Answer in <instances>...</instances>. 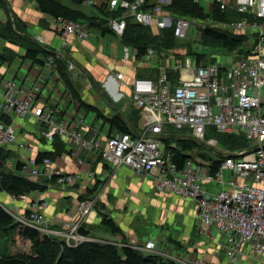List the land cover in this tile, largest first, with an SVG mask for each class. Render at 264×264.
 I'll return each mask as SVG.
<instances>
[{
	"label": "built area",
	"instance_id": "1",
	"mask_svg": "<svg viewBox=\"0 0 264 264\" xmlns=\"http://www.w3.org/2000/svg\"><path fill=\"white\" fill-rule=\"evenodd\" d=\"M129 2L112 0L110 3L112 11L123 10L121 16L111 18L120 22L115 25L119 34L124 33L126 19L131 14L138 23L151 24L155 21L158 27L164 26V18H168L169 25L171 20L175 21L170 12L164 11L159 4L141 9L144 0H139L137 4ZM238 4L237 12L244 16L225 26L234 29V34L247 38L245 56L239 54L240 48L235 49L232 53L238 59L229 64L211 62L193 71H183L185 74L180 75L176 84L166 74L161 75L157 84L150 79L134 78L131 85L134 99L138 107H145V112H142L145 121L140 132L109 134V124L95 119V116L94 120L91 116L77 115L75 120L61 117L58 124L53 123L54 115L48 106L45 103L35 105L45 101L38 99L40 86L21 88L11 77L0 78L1 108L17 116H25L29 110H35L34 116L51 126L47 136L51 138L57 134L69 143H78L79 147L96 148L111 169L124 163L135 173H155L156 189L195 201L199 229L206 233L215 229L230 260L236 261L239 250L248 247L252 255H259V264H264V0H238ZM249 17L255 18L251 20ZM54 21L63 34L80 33L83 37L85 30H81L83 25L80 23L62 18ZM174 25V36L179 40L185 38V22L178 21ZM54 62L51 58V67ZM184 62L189 63L190 59L185 58ZM169 126L177 130L185 129L184 139L199 144L206 142L215 151L218 149L214 147L219 142L215 137H207L210 128L219 133L242 134L247 146L240 151L218 150L214 162L219 164L215 170L214 162H205L202 157V161H198L189 156L183 167L178 169L171 160L169 150L162 152L160 147ZM14 139V128L0 115V147L5 141ZM43 160L44 163L30 159L23 165L22 171L37 177L43 171L51 170L45 165L49 160ZM55 173L59 174L58 171ZM80 177L78 173L76 179ZM59 179L61 183H66L64 178ZM73 179V176L66 177L67 181ZM88 202L90 200L77 205V220L62 224L64 240L68 245L71 242L76 245L77 239H85L79 234V229L82 217L90 212ZM45 205L42 200H34L18 222L53 236L41 211ZM70 234L76 237L75 242ZM141 250L149 254L157 253L156 242L148 239ZM191 264L204 263L197 258Z\"/></svg>",
	"mask_w": 264,
	"mask_h": 264
},
{
	"label": "rangeland",
	"instance_id": "2",
	"mask_svg": "<svg viewBox=\"0 0 264 264\" xmlns=\"http://www.w3.org/2000/svg\"><path fill=\"white\" fill-rule=\"evenodd\" d=\"M16 0H0V7L4 8L6 11L7 15V20L5 21L6 24L10 25V29L4 30L3 25L0 26V30L7 31L6 34L3 35L2 38L8 37V39L11 42H22L25 39V36L21 35V33L26 32L27 26L23 23L24 21H21L20 19H17L15 15V9L11 7V3H14ZM56 4H58L62 9H66L70 14H77L78 15V20L76 22L80 23L83 25L81 30H85L83 37H80V33H66L63 34V32L59 29H57L56 24H55V19L51 17V21L55 24V28L57 29L55 31L57 38L61 40V46L63 48H68L71 45V42L68 40L69 37H72L76 42H82L89 38L91 35L92 30L89 29L90 27L87 25V20L86 18H95L97 19L96 21L102 26V27H107L109 31L116 37V39L120 40L123 42V34L117 33L115 30H118L116 28V24H120V22H116L111 20L109 15L105 14V17L102 19L97 18L100 17V15H96L94 9V2L90 0V2H87V0L82 3H76V0H53ZM112 0H107L105 5H104V10L106 9L108 11H112L111 9V3ZM131 1L130 4L134 3L137 4L139 0H127ZM196 4V8L200 9L203 13L208 14L207 12H204V8L198 3V1L193 0ZM215 2L218 4V9L220 12L226 11L229 6L224 0H215ZM33 5L35 6L36 10L38 9L36 3L32 0ZM133 4V5H134ZM159 4L161 5V8L165 11L166 6L161 4V3H150L148 0H144V3L141 6V9H149L154 7V5ZM169 4V3H167ZM224 4V7H221V5ZM238 0H235L232 8L237 12V6H238ZM16 6V5H15ZM135 6V5H134ZM96 10V9H95ZM3 10L0 8V16L2 15ZM195 12V11H193ZM14 13V15H13ZM238 13V12H237ZM172 17L174 18L175 21L171 20V24L169 25V20L168 18H164L165 20L164 26L163 27H158L155 21H153L151 24H144V23H138L135 19V16L133 14L129 15L126 19V27L124 30L126 31L127 26L129 23L136 24L140 26L143 30L145 28L150 29V28H155L159 32H162L163 30H167L168 28H172L174 30L176 22L178 21H183L185 22V30H187V36L182 39H176V47L174 48H164L162 45H160V42H154L155 44H152V47H148L147 52L145 55L136 58L137 50L128 45L124 44L123 42V47H122V55L123 59L125 60H130L132 58V61L135 62L134 65L137 67V64H140V67L136 68V75H139L137 78H145V79H150L154 81L155 84L158 83L160 77L162 74H166L169 78L171 79V82L176 84L179 80L180 75H184L187 70H195L199 66L206 65L211 62H222L229 64L231 61L238 59L239 57H234V54L232 51L228 50H223L219 43L214 41L213 39L206 37L203 35L204 31L206 28H211L215 30H220L223 32L228 33L229 35L234 34L232 30L229 27H226L225 24L230 23L232 21H226V22H221L218 20H214L211 17H206L205 19H200L198 17H195L194 13H189V14H184L183 12L179 11L176 12L175 14L173 12H170ZM240 14V13H239ZM242 14V13H241ZM13 15V17H12ZM45 15V14H44ZM86 17V18H84ZM171 17V16H168ZM176 18V19H175ZM54 19V20H53ZM178 20V21H176ZM86 21V22H84ZM86 23V24H85ZM20 29V30H19ZM124 31V32H125ZM68 32V31H67ZM102 32V31H101ZM149 33L152 34V30H149ZM156 33V32H155ZM151 36V35H150ZM158 36H160L158 34ZM1 37V35H0ZM174 38H176L174 36ZM7 39V38H6ZM38 46L37 48V55L41 54L43 55L45 62H47L50 66L52 63H50V59L53 58L54 61H60L62 64L65 65L66 70H64L63 73H60L61 75L66 74L64 78H68L69 83L68 85L73 86L74 89L77 91V89L80 88H88L90 86H95L97 89V92L102 96L101 98L109 105L111 106L114 114L110 116V119L113 116H118L121 118L122 122L127 126L128 131L127 132H122L119 131L117 128H114L111 132V127H110V120L108 119H103L100 116L98 118L107 124H109L108 128V133L109 134H117V133H130V134H135V132H140L144 126V118L142 117V112H145V107L142 109L137 106L136 100L134 99L133 95V89L131 88V85L133 83V80L131 83L126 84V82H122V73L115 68L112 67V65L109 64V69H110V74L113 76L115 80H118L120 82V89L119 91L122 93L121 97L115 98L114 96L108 95L110 92L108 89H104V87L101 86V84L96 83L93 81L92 75L78 62H76L73 58L67 54V52L61 50V48H53L49 43L45 42L44 38L41 36H36L33 38ZM246 44V41H245ZM160 45V46H159ZM176 48H178L176 50ZM174 49V50H173ZM238 49V48H236ZM246 47L245 45L242 46L238 52L241 56H245V51ZM9 51V50H8ZM176 53V54H175ZM183 53V54H181ZM129 54V55H128ZM134 54V57H133ZM233 54V55H232ZM96 55V53H94ZM181 55V58H175ZM147 57V59H145ZM157 58L161 61L162 59L170 60L169 63H164V64H157ZM170 58V59H169ZM185 58H189L190 62L185 63L184 60ZM236 58V59H235ZM173 59V60H171ZM138 60H142V62H139ZM156 60V61H155ZM102 60H99L97 57V63H101ZM138 61V62H137ZM53 64L52 68L57 71V64ZM103 62V61H102ZM144 62H147L149 64L148 66L145 65ZM156 62V63H155ZM72 63L71 66L69 64ZM159 66V67H158ZM147 67V68H146ZM58 72V71H57ZM7 77V76H6ZM72 79V80H71ZM35 85H39V92L41 91V82H34L30 87H27L26 89H30L34 87ZM121 86H124L125 88L122 90ZM68 96L67 99L72 97L73 91L68 88ZM103 90V91H102ZM70 91V92H69ZM108 92V93H107ZM263 92H264V87H263ZM110 94V93H109ZM1 95V93H0ZM2 97V96H1ZM37 99V98H36ZM45 100V99H43ZM63 102V106H65V101L61 100ZM3 101H1V104ZM42 103H45V105L48 106V108L52 111L51 114L54 115V118L52 119L53 123L54 121L57 122L56 124L59 123L61 120L60 118H55V116L63 117L61 116V113H58V107L56 106L53 101L51 102L49 99H46L45 101H40L37 105H40ZM81 105V102H80ZM2 106V105H1ZM3 107V106H2ZM56 109V110H55ZM47 113H50L47 110ZM0 115H2L3 119L5 120L6 123H9L15 130V139L13 141H5L2 146L0 147V173H5V174H12V171L7 164H2V162L5 161V158L3 157V152L7 154V157L9 156L10 150L14 153H16L17 150H28L30 153H34L35 150V145H37L34 141L23 139L21 137V134L18 130V120H29L31 124V129H34L36 132L35 133H28L24 130H22L23 135H32L31 138H34L36 141H44L45 143L49 142V144L52 146V149L49 151H44V152H38L34 156H30L25 163L23 162V165L29 163L30 159L35 158L36 161L44 163L45 158H47L49 161L47 166L51 170L49 171H43L41 175L34 177L30 176L27 177L29 180L42 185L45 187L43 191H32L28 193H23L18 196L16 195H10L9 199L11 201H15L16 198H25L29 195H33L36 193L35 197L40 196V198H34L31 199L30 196V205L34 200H42L46 203L45 206H42V209H44L46 206H48L49 201L46 200V198H52L54 195L51 191H49L51 188L52 189H63L64 187H75L78 184H81L84 180V175L85 179H88L89 181H96L94 185L90 188L88 187L86 190V193H83L82 195L77 198V205L79 202L85 201V200H90L88 202V209L90 212L82 217L81 221V227H84L88 231V236L83 237L85 239L78 240L77 239V244L80 242H85V241H98L102 243H110L116 246H123V245H129L131 247L136 248L139 251H142L141 248L145 245V238L148 236V233L151 237H156L157 234L160 232L161 237H158V241L156 239H151L156 242V252L154 253L155 255L161 256L166 262L167 261H172L175 264H184L186 263H192L195 262L197 258H201L204 264H214V263H208L209 261L207 258L205 259V255L208 254L213 256L216 252L219 253L220 257H224L225 261L227 264H259V255L251 253L248 250V247H244L243 250H239L238 256L236 261L230 260L227 255V251L222 247L221 245V238L218 236V233H216L215 229H211L210 232L202 231L198 227V222H197V205L195 201L188 199L187 202L184 198L177 196L179 200V205H177L174 201V206H176L174 209L173 207H170L172 204V201L169 200L167 195V191H159L156 189L157 185V176L155 173H152V175H155V177L149 175L148 173H135L134 170L129 167L128 165H125L124 163L119 164L117 167L111 169L108 165L105 164V162L102 160V156L99 154V150L96 148L94 150H89L88 148H82L79 147L78 143L76 142H71L69 143L67 139H64L60 135L54 134L50 138L47 136L48 133L51 131V126L49 123H46L45 120H41L40 118H36L35 115V110H29L27 112V115L25 116H17L14 115L12 112H8L7 110L2 109L0 111ZM93 115V120L94 116L96 114H91ZM81 116V115H79ZM65 117V116H64ZM92 117V116H91ZM73 118V120H75ZM97 119V117L95 118ZM7 120V121H6ZM28 122V121H27ZM25 123V122H23ZM97 123L96 125H98ZM104 130V129H103ZM166 132V137L162 138V142L160 144V147L162 149V152H166L167 149L169 150L171 148L172 144H175L177 146L179 141L185 140L189 141L188 139H184L182 136L184 133H187L185 129L177 130L174 129L173 126H169ZM37 133V135H36ZM207 137H215L218 140V145L214 148L220 150V151H240L244 150L247 146V140L246 138L237 132H232V133H219L213 130L212 128L209 129L207 133ZM51 139V140H50ZM166 140V141H165ZM179 140V141H178ZM58 143L61 145V147H55V143ZM192 142V141H191ZM196 143V142H195ZM35 144V145H34ZM169 145V146H168ZM50 146V147H51ZM64 150L66 153L71 155V157L74 158L76 164L78 166H82L84 164V157L82 156L83 153H90L92 156L97 157L96 163L103 164L105 167L110 168L113 173L117 172V175H119L118 171L119 169H127L129 170V175L125 176L123 175L122 177L124 178L123 180L126 181V187L124 186L123 183H118L114 185H110L109 188L111 189L113 194L109 193L105 197L106 199V204L105 203H100V198H99V190L106 187V182L104 180L99 179L98 175H96L95 168L94 167H89L85 171H75L73 173L65 171L63 168L58 166V163L62 162V155L65 154ZM97 150V151H96ZM217 150V151H218ZM96 151V152H94ZM217 151L213 150L210 146H207L206 142L205 143H196V147H193L191 150L185 151L189 157H192L195 160L202 161V158H204L205 162L210 163L214 162L215 157L217 156ZM36 152V151H35ZM48 154L47 156H42L43 154ZM13 154V153H11ZM202 157V158H201ZM173 161V160H172ZM174 162V161H173ZM175 163V162H174ZM22 165V168H23ZM103 166V167H104ZM178 167V165H177ZM183 167V166H182ZM181 167V168H182ZM178 167V169H181ZM22 170V169H21ZM20 173L26 177L25 173L21 172ZM53 170V173L51 172ZM26 171V170H25ZM56 171L59 172L55 173ZM51 172V173H50ZM20 173H13L16 175L20 176ZM26 173H29L26 171ZM80 173L81 177L79 179L77 178V174ZM134 173V174H133ZM73 176L74 179L71 181H67L66 177ZM31 177V178H30ZM120 177V175H119ZM35 178V179H34ZM59 178H64V181L66 183H61V180ZM122 179V178H121ZM153 182V184H152ZM101 184V185H99ZM132 191L128 189V187H132ZM163 195V196H162ZM141 196V197H140ZM164 198L162 202H167V209L169 210L168 213L174 212L175 216L172 218H167L166 213H163L164 217L162 216V211L167 212L164 210L166 206L163 208L159 207V198ZM42 198V199H41ZM45 199V200H44ZM117 203H120L119 211L116 209ZM126 206H123V204ZM192 208V211L188 210L187 212H184L185 207ZM0 205L5 209L11 208L5 205V201L0 198ZM161 208V212L158 213V209ZM5 209V210H6ZM41 209V211H42ZM77 210V209H76ZM7 211V210H6ZM20 211V210H18ZM28 210H26L24 213L20 212L17 213L16 210H11L9 209L8 212L14 217L16 221H18V218L21 217V213L25 214L27 213ZM94 211L93 219L92 220H87V216ZM43 213V212H42ZM45 216V215H44ZM108 217L113 222L119 227L120 232L119 234H111L109 231L105 230L104 227L101 226V218L102 217ZM46 218V217H45ZM193 218V224L190 227L188 226L189 222H191ZM47 219V218H46ZM171 219V220H170ZM77 220V219H74ZM48 221V220H47ZM69 221V220H67ZM73 221V220H72ZM63 221L62 223H64ZM191 224V223H190ZM80 227V228H81ZM154 229V230H153ZM170 230L171 234L166 236V232ZM0 231H2V227H0ZM82 235L81 233H79ZM0 235H2L0 233ZM217 235V236H216ZM70 238H72V241L75 242L76 237L74 235L70 234ZM65 241V240H61ZM74 245V243H70ZM245 246H248L245 244ZM161 248L162 251L159 249ZM9 252H22L26 254L31 253V244L23 242L21 240H17L15 244L11 245V242L7 241V237H2L0 236V252L1 251H7ZM177 253H182L180 255H176ZM219 257V259H220ZM255 257V259L253 258ZM259 257V258H258ZM218 258V257H217ZM174 259V260H173ZM258 259V260H257ZM53 264L57 263V258L52 259L51 261Z\"/></svg>",
	"mask_w": 264,
	"mask_h": 264
},
{
	"label": "crops",
	"instance_id": "3",
	"mask_svg": "<svg viewBox=\"0 0 264 264\" xmlns=\"http://www.w3.org/2000/svg\"><path fill=\"white\" fill-rule=\"evenodd\" d=\"M94 2V11L96 15H100V17L97 16V18H103L105 17V11L104 5L107 2V0H92ZM150 3H161L165 5L166 7L170 5L171 0H148ZM200 5L204 8V12L210 13L218 7V4L215 2V0H196ZM229 6V8L226 11H223V13H231L233 15H237V12L232 8L235 0H224ZM169 3V4H167ZM16 5V6H15ZM11 7L15 9V15H13L20 19L21 21H24L23 23L27 26L26 32L21 33V35L25 36L26 40H23L22 42H11L8 37L2 38L4 34L7 33V31L0 30V52H2L3 58H0V78L2 77H11L15 80V82L18 84L21 88H27L30 87L31 84L34 82H41V91L39 93L38 99H49L51 102L53 101L56 106L58 107V113H61V116H65L67 118H70L73 120L77 115L81 116H92L93 114H96L95 117L98 118L100 116L103 119L110 118L111 115L114 114L111 106H109L100 96L102 92L98 93L95 86H90L88 88H80L77 89V91L74 89L73 86L68 85L66 83L64 75H61L60 72L55 71L47 62H45L43 55L41 54L37 55L35 59H32L30 56L26 55V51L28 48H35V38L36 36H41L44 38L45 42L49 43L53 48H61V50L67 52L71 58H73L76 62L80 64L83 68H85L93 78V81H95L98 84H101L104 89H108L110 94L108 95L114 96L115 98L121 97L122 93L119 91L120 82L118 80H115L113 76L110 74L109 64L112 65V67H115L120 73H122V82H126V84L131 83L133 78L139 77V75H136V67L134 65L135 62L132 61V58L129 60L123 59L122 55V47L124 44H126L124 41L121 42L120 40L116 39V37L111 33V31H108L106 33L101 32L100 27L94 26L90 27L89 29L92 30L91 35L89 38L82 42H76L72 37H69L68 40L71 42L70 47L63 48L61 46V40L54 36L55 31L57 30L55 28V24L51 21V17L48 15H44V13L40 12L39 9L36 10L35 6L32 3V0H16L14 3H11ZM3 12L0 16V23H6L7 15L4 8L0 7ZM96 9V10H95ZM167 10V9H166ZM170 12L169 10H167ZM12 15V17H13ZM54 20V19H53ZM97 20V19H95ZM97 22V21H96ZM85 23V24H86ZM144 30H152V34L150 37L158 36V34L161 36V32L156 30L155 28ZM156 32V33H155ZM123 44V45H122ZM152 44H155L154 42ZM152 44L149 43V47H152ZM177 45V44H176ZM160 46V45H159ZM176 47V46H175ZM174 47V49H175ZM166 48V47H164ZM173 49V50H174ZM178 48H176L177 50ZM9 50V51H8ZM96 53V55H94ZM176 54V53H175ZM183 54V53H181ZM97 57L99 60H102L101 63H97ZM134 57V54H133ZM135 58V57H134ZM175 58H181V55ZM170 59V58H169ZM173 60V59H171ZM41 61V62H38ZM139 62H142V60H138ZM137 61V62H138ZM156 61V60H155ZM170 60L165 61V59H162L161 61L157 58V64H164L169 63ZM155 62V63H156ZM164 62V63H163ZM146 66L147 62H144ZM40 64V65H39ZM143 65V62L142 64ZM137 67H140V64H137ZM159 67V66H158ZM71 89L73 91V96L67 99L68 96V89ZM125 87L121 86V89L123 90ZM44 90V91H43ZM103 91V90H102ZM46 93V94H45ZM61 100L65 101V106H63V102ZM1 101L2 97L0 95V111H1ZM81 102V105H80ZM55 118H61L59 116H55ZM102 120V119H101ZM28 121V122H27ZM25 122V123H23ZM18 130L21 134V137L27 141L32 140L37 145H35L34 153L28 152V150H17L16 153L12 152L10 150V154L7 157V154L3 152V157L5 158V161L2 162V164H7V166L10 167L12 173H20V171L17 170V164L25 161L30 157L34 156L38 152H44L49 151L52 149V146L49 144V142L45 143L44 141H36L34 138H31L32 135H23L22 130H24L27 134L28 133H35L36 131L34 129H31V124L29 120H18ZM37 135V133H36ZM51 146V147H50ZM55 146V145H54ZM36 151V152H35ZM38 151V152H37ZM62 155V162L58 163V166L63 168L67 172H75L78 170L85 171L89 167H94L96 175H98L99 179L104 180L106 182V187L101 190H99V198L100 203L106 204L105 197L107 194L114 192L111 191L109 188L110 185L123 183L126 187V181L123 180V175L127 176L129 175V170L127 169H119L118 173L120 175H117L116 173H113L110 168L105 167L103 164L96 163L97 157L92 156L90 153H83L82 156L84 157V164L82 166H78L71 155L66 153ZM13 153V154H11ZM104 166V167H103ZM21 172L25 173L26 177H29V174L25 171ZM21 174V173H20ZM134 174V173H133ZM153 177L155 175L149 174ZM31 178V177H30ZM122 178V179H121ZM35 179V178H34ZM83 182L81 184L76 185L75 187H64L63 189H50L54 195H52V198H46L47 201H49L48 206H46L44 209H42L43 214L48 220V226L53 231V237L57 238V240H64L63 235V228H62V222L67 220L76 219L78 217V212L76 210V202L77 198L82 195L83 193H86V190L88 187H92L96 181L92 180L89 181L88 179H85V175L83 178ZM153 184V182H152ZM101 185V184H99ZM102 186V185H101ZM127 188V187H126ZM130 191H132V187H128ZM107 192V194H106ZM39 194V193H36ZM36 194L29 195L31 199L34 198H40V196L35 197ZM9 195L6 192H0V198L5 201V205L11 208L6 209L7 211L9 209L16 210L17 213H24L26 210L30 207V198L29 196L25 198H16L15 201H11L8 197ZM163 196V195H162ZM169 200L172 201L173 205H170V207H173V209L176 207L174 206L173 201L179 205V200L177 196L167 193ZM141 197V196H140ZM42 199V198H41ZM164 199L163 197L159 198V207L164 208V212L160 209H158V213L162 211V216L164 217L163 213H166L167 218H172L175 216L174 212L168 213L167 209V202H162ZM45 200V199H44ZM187 201V200H186ZM189 202V201H187ZM123 204V203H121ZM185 207L184 212L190 210L192 211V208ZM120 203H117L116 209L119 211ZM123 206H126L123 204ZM20 210V211H18ZM193 212V211H192ZM21 213V214H22ZM94 211H92L86 218L87 220H92L94 217ZM92 218V219H91ZM171 220V219H170ZM191 223V224H190ZM193 224V218L191 222H189L188 226H192ZM154 230V229H153ZM171 234L170 230L166 232V236ZM158 237H161V233L159 232L156 237H151L148 233V236L145 238L147 240L148 238L159 240ZM159 242V241H158ZM161 251L162 249L159 248ZM182 253H177L176 255H180ZM218 257V258H217ZM219 253L213 254V256L210 257V255L206 254L205 259L209 261L208 263H214V264H227L224 257H220L219 259Z\"/></svg>",
	"mask_w": 264,
	"mask_h": 264
},
{
	"label": "trees",
	"instance_id": "4",
	"mask_svg": "<svg viewBox=\"0 0 264 264\" xmlns=\"http://www.w3.org/2000/svg\"><path fill=\"white\" fill-rule=\"evenodd\" d=\"M33 1L36 3L40 12L54 18L55 20L58 18L73 21L78 20L77 14H70L66 9H62L53 0ZM76 1V3L82 4L86 0ZM105 7L107 6L105 5ZM166 9L174 14L179 10L184 14L194 13L195 17L200 19L211 17L214 20L221 22L237 21L244 16L239 13L233 15L231 13L220 12L218 7H216L214 11L205 14L200 9L196 8V4L193 0H171L170 5H168ZM122 12L123 10L121 9L115 11H108L106 9L105 14L110 17H119ZM254 18L255 17H249L251 20ZM85 20H87L88 25L91 27H100L103 33L109 31L107 27H102L96 22L95 18L90 17ZM2 25L4 30L10 29L9 24L0 23V26ZM161 34V36L150 37L151 34L148 30H143L140 26L129 23L123 34V41L137 50L136 58H138L146 54L149 43L160 42V45L166 48H174L176 46L175 41L178 39L174 38L172 28L163 30ZM203 35L218 42L223 50L228 51L241 48L245 45L247 39L243 35H229L226 32L211 28H206ZM34 44L35 48H28L26 51V55L30 56L32 59H35L38 54V46L36 42ZM0 58H3L2 52H0ZM55 63L58 66L57 71L60 73H63L64 70H66L65 65L60 61H56ZM65 76L66 74H64V77ZM65 81L66 83H69L68 78H65ZM109 120L111 132L114 128H117L122 132L128 131L127 126H125L120 117L113 116L111 119L109 118ZM55 147L60 148L61 145L56 142ZM193 147H196L194 141H179L177 146L169 149L171 160L181 168L185 160L188 158L185 151L191 150ZM47 155L48 154L45 153L42 156ZM217 164H219V162L215 161L213 164V170L216 168ZM22 165L23 164L21 163L17 164L18 171L22 169ZM44 189V186L29 180L22 174L19 176L13 173H0V192H6L10 195L18 196L25 192L43 191ZM101 226L111 234H119L120 232L119 227L113 222V220L105 216L101 218ZM0 227H2V231H0L2 235L0 236L7 237V241L11 242V245L15 244L17 240L31 244L30 254H26L25 252H9L10 249L7 251H1L0 264H53L51 261L54 256L57 258L56 264H175L172 261L166 262L161 256L144 253L143 251H139L129 245L116 246L98 241H85L70 246L65 241L57 240V238L53 236L46 235L37 229L16 221L1 205ZM79 233L88 236V231L84 227L79 229Z\"/></svg>",
	"mask_w": 264,
	"mask_h": 264
},
{
	"label": "bare ground",
	"instance_id": "5",
	"mask_svg": "<svg viewBox=\"0 0 264 264\" xmlns=\"http://www.w3.org/2000/svg\"><path fill=\"white\" fill-rule=\"evenodd\" d=\"M129 55V54H128ZM136 68H138V67H136ZM147 68V67H146ZM121 74V73H120ZM72 80V79H71ZM32 85V84H31ZM44 91V90H43ZM70 92V91H69ZM46 94V93H45ZM97 151V150H96ZM96 151H94V152H96ZM10 153V152H9ZM215 170V169H214Z\"/></svg>",
	"mask_w": 264,
	"mask_h": 264
}]
</instances>
